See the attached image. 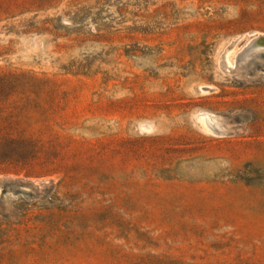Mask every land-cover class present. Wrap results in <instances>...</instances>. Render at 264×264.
Segmentation results:
<instances>
[{
    "label": "rangeland",
    "instance_id": "rangeland-1",
    "mask_svg": "<svg viewBox=\"0 0 264 264\" xmlns=\"http://www.w3.org/2000/svg\"><path fill=\"white\" fill-rule=\"evenodd\" d=\"M263 33L264 0H0V264H264Z\"/></svg>",
    "mask_w": 264,
    "mask_h": 264
},
{
    "label": "bare ground",
    "instance_id": "bare-ground-1",
    "mask_svg": "<svg viewBox=\"0 0 264 264\" xmlns=\"http://www.w3.org/2000/svg\"><path fill=\"white\" fill-rule=\"evenodd\" d=\"M5 4L4 6H6ZM8 6V5H7ZM13 6V4H12ZM6 8V7H5ZM264 34V33H263ZM264 53V35L255 39L249 47L244 49L236 56V68H241L242 64L248 62L251 58H262ZM236 55V54H235ZM235 58V56H234Z\"/></svg>",
    "mask_w": 264,
    "mask_h": 264
},
{
    "label": "water",
    "instance_id": "water-1",
    "mask_svg": "<svg viewBox=\"0 0 264 264\" xmlns=\"http://www.w3.org/2000/svg\"><path fill=\"white\" fill-rule=\"evenodd\" d=\"M260 37H261V36H260ZM258 38H259V37H258ZM254 41H255V40H254ZM254 41H253V42H254Z\"/></svg>",
    "mask_w": 264,
    "mask_h": 264
}]
</instances>
